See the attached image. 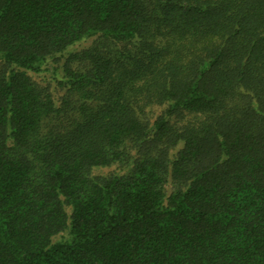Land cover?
I'll return each instance as SVG.
<instances>
[{
    "label": "trees",
    "instance_id": "trees-1",
    "mask_svg": "<svg viewBox=\"0 0 264 264\" xmlns=\"http://www.w3.org/2000/svg\"><path fill=\"white\" fill-rule=\"evenodd\" d=\"M0 264H264V0H0Z\"/></svg>",
    "mask_w": 264,
    "mask_h": 264
},
{
    "label": "rangeland",
    "instance_id": "rangeland-1",
    "mask_svg": "<svg viewBox=\"0 0 264 264\" xmlns=\"http://www.w3.org/2000/svg\"><path fill=\"white\" fill-rule=\"evenodd\" d=\"M113 171V168H102L98 171H96V173H100L102 175H108V173H111Z\"/></svg>",
    "mask_w": 264,
    "mask_h": 264
}]
</instances>
